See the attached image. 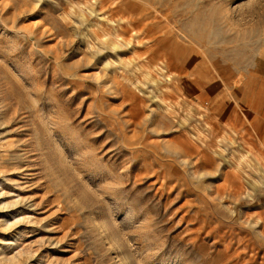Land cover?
<instances>
[{
    "label": "rangeland",
    "instance_id": "374dc122",
    "mask_svg": "<svg viewBox=\"0 0 264 264\" xmlns=\"http://www.w3.org/2000/svg\"><path fill=\"white\" fill-rule=\"evenodd\" d=\"M0 264H264V0H0Z\"/></svg>",
    "mask_w": 264,
    "mask_h": 264
}]
</instances>
